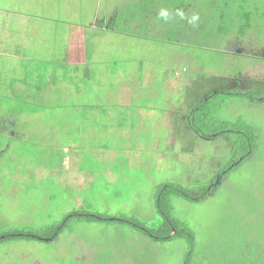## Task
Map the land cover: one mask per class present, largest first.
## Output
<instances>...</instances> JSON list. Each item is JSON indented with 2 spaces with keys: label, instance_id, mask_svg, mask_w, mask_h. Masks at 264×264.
<instances>
[{
  "label": "rangeland",
  "instance_id": "1",
  "mask_svg": "<svg viewBox=\"0 0 264 264\" xmlns=\"http://www.w3.org/2000/svg\"><path fill=\"white\" fill-rule=\"evenodd\" d=\"M0 8L45 18L34 50L45 60L61 53L68 23L84 26L87 41L82 40L90 54L146 59L154 72L143 86L156 90L149 105L157 108L148 121L134 122V134L115 143L120 150L126 148L115 153L119 158L102 160L103 149L97 147L104 146L102 142L93 143L96 149H84L80 143L71 170L66 164L72 155L67 143L77 134L68 132V124L60 131L53 118L61 115L69 122L67 104L83 100L61 83L68 67L56 60L38 63V83L44 84L40 89L29 80L30 62L3 57L0 70L10 66L4 73L16 78L26 71L22 83H30L19 89L7 78L0 86V118L6 119L0 122V235L37 230L84 209L135 217L154 229L162 222L155 209L158 185L173 183L193 195L213 185L212 192L198 201L172 200L174 215L194 232L192 250L183 239L157 241L128 224L73 219L52 242L0 241V264H188L187 254L190 264H264V100L222 97L217 118L241 119L257 130L250 156L220 181L232 158L240 156L233 153L232 131L214 140L192 132L184 139L169 135V122L174 128L181 126L175 113L171 116V107L181 103V109L188 110L184 94L197 74L227 77L228 87L238 78L239 88L264 81V0H0ZM246 12L251 27L239 43L240 15ZM93 24L128 36L98 35ZM7 25L14 34L21 29L14 18ZM174 68L179 70L175 90L167 93L166 81ZM68 80L74 84V79ZM84 85L82 81L80 87ZM25 90L29 93H14ZM32 93L38 101L26 102ZM131 97L136 99L128 110L133 113L139 110L137 100L143 105L148 95ZM38 102L47 111L29 112L38 108ZM53 104L64 108L52 111ZM10 114L12 120L6 118ZM79 122L75 124L80 131L84 125L80 128Z\"/></svg>",
  "mask_w": 264,
  "mask_h": 264
},
{
  "label": "crops",
  "instance_id": "2",
  "mask_svg": "<svg viewBox=\"0 0 264 264\" xmlns=\"http://www.w3.org/2000/svg\"><path fill=\"white\" fill-rule=\"evenodd\" d=\"M9 13L14 17H10ZM10 18H14L21 28L15 34L9 31V26L7 25V22L10 20ZM44 25L45 18L43 16L34 14L32 15L28 13H15L13 11L0 8V60H2L4 57V60L12 61V59L15 57L23 58L30 62L31 64L28 66V70L26 71L30 72L29 80L33 82V87L36 88H40L39 85H44L43 82L41 84L38 83V79L40 77L38 69L39 67L37 66L38 63H50L56 60L57 62H60L61 65H65V67L67 66L69 70L67 76L68 78L74 79V84L69 80H62L61 83L64 85V89L70 88L72 93H75L79 96L80 94L83 95L82 101L74 100L67 104L69 105V111L66 112V115H69L72 118H75L73 115H76L78 118H75V121L70 119V124L72 125L68 129V132L70 134L75 132L77 136L71 138L70 142L67 143L68 151L71 150L70 153H72V155H69V158H67V167L72 170L73 161L78 160L79 157L77 149H79L80 143L86 146L83 147L84 149H96L93 143L102 142L105 144L104 146H97L98 149H103L102 160H116L119 158V156L115 155V153H123L126 148L120 150L117 146H115V143L122 141L124 142L126 135L131 133L134 134V122L137 124L142 121H148V118L151 115L150 113L157 109L155 107L151 108L149 105L151 103V96L154 92L156 93V90H150L147 89L149 87L143 86L147 80L145 78H149L150 76L152 77L154 71H151L147 66L148 64L144 63V60L146 59L137 55H133L130 58H125L122 54L118 53H115L114 55L90 54L89 51L84 49V40H82L86 37V31L83 30L84 26L75 25V27H73L74 24L71 23H68V28L65 29V32L63 33L64 35H62L64 38L63 42L61 43L63 46L61 53L58 55L55 54L54 58L49 57V59L45 60L42 58L43 56H39L34 52L36 47L35 41L38 38L39 28ZM49 27L51 31H55V27L50 25ZM96 27V24H93V28L90 26V28H92L96 34L101 36L105 34H112V36L117 38H125L128 36L121 34L119 31L113 28L105 29L104 27ZM17 39H19V41H17ZM27 55H31L32 57H27ZM128 63H134V67L130 68ZM154 63L149 64L152 65ZM84 65L88 67L87 71ZM9 67L10 66H4L0 70V86L6 85V79L8 78L10 84H17L16 86L19 89L23 86L27 88L30 81L28 80L29 83L27 82V86L26 83H22L24 80L23 75L26 71H22V75H20L19 78H16L13 77L12 74L4 73L9 69ZM90 67H93V69L90 70ZM82 68H85L84 72L81 71ZM177 69L178 68H174L173 71L170 70L172 71L170 72V79L167 78L166 81V87L168 89L167 93L169 90H175L173 87V82L177 78L175 75L176 72L179 71ZM82 81L85 84L84 88L80 87ZM114 81L115 84L113 83ZM184 85H186V83ZM13 87L15 88V86ZM40 89H44V87ZM14 93L23 95L24 93L29 92L25 90L23 92L20 91ZM33 94L34 93L30 94V97H28V95L26 96V102H28V100L38 101L39 98L36 99ZM43 95L47 94L43 93ZM50 95H53V93L51 92ZM143 95H148L146 103L142 105L137 100L138 103L136 106H139V112L133 111V113H130L128 110L130 107L134 106L133 101L136 100L131 96ZM40 96L41 94L39 97ZM173 99L174 98L171 99L170 105H173ZM179 104L181 105V103ZM38 105V108L28 111L34 113L35 110L42 112L47 111L46 106L40 104L39 102ZM180 105L177 107L173 105L174 107H171V116L174 113H183L184 110H182L183 108ZM63 108V106H58L56 104L51 106L52 111L58 109L62 110ZM10 117H12V114H10ZM59 117L61 118V115L53 118L54 120H58L60 119ZM77 120H81V122H79L80 128L82 127L81 124L84 125V128H81L80 131L77 129L78 124H75ZM130 120L135 121L130 122ZM179 121L181 124L179 130L174 128L173 122H169V125H171L169 135L175 138L177 137L184 139V137L189 133V129L185 123V120L183 121L182 119H179ZM54 125L56 126L55 121ZM126 126L129 128H126ZM5 132H7V130H5ZM11 132L10 134H13ZM88 143H90L91 146H88ZM95 157L100 158L98 154L95 155ZM73 170L76 171V168ZM113 178L114 177L111 176L109 179L112 181Z\"/></svg>",
  "mask_w": 264,
  "mask_h": 264
},
{
  "label": "trees",
  "instance_id": "3",
  "mask_svg": "<svg viewBox=\"0 0 264 264\" xmlns=\"http://www.w3.org/2000/svg\"><path fill=\"white\" fill-rule=\"evenodd\" d=\"M247 16V12L240 15L242 24L237 31L238 42L239 39H243L245 34L250 30L251 26L246 20ZM84 67L86 66L84 65ZM66 76L63 78L64 81L68 80V76ZM238 77L239 76H237V78ZM227 82V77L218 78L214 75L207 77L203 74H197L196 82L192 85L190 90L185 91L184 94L186 96L185 103L189 107L187 108L188 110H184L183 113H175L174 116L178 120H185L189 132L196 133L211 140L226 135L229 130L232 131V135L235 136L232 137V144L234 145L233 153H239L240 156L232 158L231 164H228L224 169V172H221L219 181L250 156L255 146L257 130L254 125L249 124L248 122L246 123L241 119L224 121L217 118L216 114L221 108L222 97L233 98L234 96H238L239 98H246L251 101L264 100V81H254V83L249 84L246 88H239L237 86L239 84V78L234 80L236 83L234 86L228 87ZM36 111L38 110H35V112ZM73 116L78 119L76 115ZM67 117L69 122L60 117V119L57 120L56 127H58L59 130L64 124L71 126L70 119L75 121V118H72L69 115ZM6 118L10 120L13 119L9 115L6 116ZM5 121V118H0L1 123H4ZM178 125H175L176 130H179L181 127ZM55 130L57 129L55 128ZM234 155L236 154H233L232 156ZM212 186H209V188H200L197 194L193 195L185 188L173 183H163L158 185L155 190V209L162 216V222L154 229L146 228L142 222L135 217H111L107 214L91 212L84 209L68 212L61 221L37 230H31L28 232L12 231L0 235V241L22 238L47 243L52 242L67 226L68 220L84 219L87 221H103L108 223L119 222L128 224L136 231L142 232L157 241L183 239L188 244L189 249L192 250L194 244V232L184 221L178 219L174 215L172 200L174 197H183L191 201H198L212 192ZM186 260L187 263H189V254H187Z\"/></svg>",
  "mask_w": 264,
  "mask_h": 264
},
{
  "label": "flooded vegetation",
  "instance_id": "4",
  "mask_svg": "<svg viewBox=\"0 0 264 264\" xmlns=\"http://www.w3.org/2000/svg\"><path fill=\"white\" fill-rule=\"evenodd\" d=\"M188 264H190V263H188Z\"/></svg>",
  "mask_w": 264,
  "mask_h": 264
}]
</instances>
